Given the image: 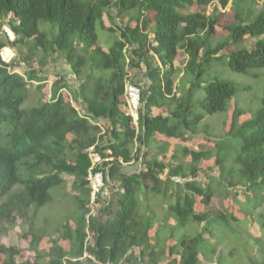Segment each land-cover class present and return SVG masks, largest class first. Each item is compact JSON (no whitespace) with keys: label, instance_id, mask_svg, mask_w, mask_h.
<instances>
[{"label":"trees","instance_id":"obj_1","mask_svg":"<svg viewBox=\"0 0 264 264\" xmlns=\"http://www.w3.org/2000/svg\"><path fill=\"white\" fill-rule=\"evenodd\" d=\"M239 2L0 0V26L9 15L17 21H7L14 39L4 40L0 36V48L13 49L20 55V64L26 67L23 74L17 73L11 68L19 63H5L0 58V224L11 225L16 214L24 216L32 203L45 205L50 198L49 189L65 185L64 175L71 177V190L78 194L79 215L74 219V227L65 220L58 237L67 242V247L54 240L48 250L40 251L37 246L42 236L33 234L30 247L36 257L32 264H44L40 261L42 255L48 257L46 264H204L201 254L206 261L212 260L201 252V232L191 236L182 231L188 224L205 223L204 210L215 193L200 182L199 177L205 174L201 162L212 160L207 168L211 174L203 175L204 179L217 170V176L226 171L215 153L216 139L211 138L206 124H200L205 115L225 111L235 86L216 78L204 86L200 84L203 64L215 58L228 45V39L211 45L218 21L216 12L205 15L183 11L193 4L215 3V11L231 4L235 21L226 26L228 37L235 44L254 39L251 48L238 47L229 53V68L245 73L250 68L264 67V2L250 22L237 10ZM111 9L115 10L119 24L105 28L103 15L110 17ZM41 20L57 27L50 39L38 28ZM97 22L111 33L117 30L120 37L106 47L100 46L95 31ZM25 46L28 51L24 53ZM38 50L51 59L63 58L79 81L76 92L70 95L79 101L80 107L65 99L61 89L69 86L62 76L52 82L47 100L21 107L28 98V86L37 82L40 88L45 81V75L38 77L46 64L44 59L35 58ZM181 52L185 56L182 68L175 60ZM34 63L39 66L34 68ZM128 69L142 71L146 79L142 86L129 80ZM181 71L192 79L185 93L177 96L174 82L181 77ZM127 81L138 84L142 90L136 124L122 107ZM200 86L203 96L195 93ZM162 107L166 108V115L152 114L153 108ZM196 108L200 111L195 112ZM244 113L235 104L225 133L229 139L241 140L232 157V164L238 166V180L228 182V187L241 186L249 191L264 184V97L255 114L240 122ZM154 133L181 142L201 135L213 147H183L180 156L175 149L165 163L170 144L163 141L151 154L152 143L156 142ZM94 144L101 158H111L101 163L109 194H99L97 212L88 214L86 176L90 161L85 150ZM187 155L190 159L184 162L182 158ZM137 161L141 162V169L126 173L123 166ZM165 168L167 174L162 176ZM16 186L22 188L21 194L7 197ZM154 194L157 201L167 203L156 227L154 208L148 203ZM232 194L229 190L226 196L235 201ZM215 216L225 222L234 219L222 212ZM161 235L172 241L168 247L164 248ZM215 250L212 247L211 252ZM18 252L14 247L0 245V254L7 255L5 264H19L15 259ZM215 264L227 263L216 258Z\"/></svg>","mask_w":264,"mask_h":264},{"label":"rangeland","instance_id":"obj_2","mask_svg":"<svg viewBox=\"0 0 264 264\" xmlns=\"http://www.w3.org/2000/svg\"><path fill=\"white\" fill-rule=\"evenodd\" d=\"M264 0H240L237 5V10L240 11L241 17L245 18L247 22H250L262 9ZM216 4H210L207 6L193 4L183 12H202L205 15H211L216 12L218 21L215 24V34L211 38V45L214 46L219 42H224L228 39V45L216 53V57L213 58L209 63L203 64L204 73L200 78L199 82L202 86L206 85L211 79H223L230 81L235 86L234 96L227 101L226 109L222 113H215L211 115H205L204 121L200 124L207 125V129L211 133L210 136L213 140L218 143L215 153L220 157L222 165L226 168L223 174L217 176L214 172L212 175L204 179L203 175L211 174L207 168L212 165V160L201 163V167L204 169L205 174L199 177L200 182L206 183L214 191V196L211 198V203L205 208L206 221L204 224L193 223L188 224L182 231L189 235H194L198 232L203 234L204 241L201 242V252L208 255L217 257L224 263L227 264H264V184L256 187L252 190L246 191L241 186L229 189L228 182L235 183L238 180V166L232 164V157L235 156L240 139H229L225 136L229 126V118L231 111L235 104L245 110V113L240 116L239 121L243 122L249 119L255 114L260 106V101L264 97V67L250 68L245 73H239L232 71L228 66L229 53L238 47L251 48L254 43V39L248 38L243 44H235L228 37V31L226 26L235 21L233 17V6L228 4L226 8L221 9L218 7L216 11L214 8ZM110 17L108 14L103 15V26L105 28H115V24H119L118 18L115 17V10L111 9ZM152 13H150L151 15ZM125 20V19H124ZM7 21L15 24L17 21L9 15L1 21L0 36L2 39L12 40L14 36L9 29ZM38 28L42 32L48 34V39L57 32V27L46 21L41 20L38 24ZM95 31L98 36V43L102 47H106L111 44L114 40L120 37L119 32L111 33L106 29H103L97 22ZM24 53L28 51V47H23ZM7 53L9 55V63L16 62L18 65L11 68L13 71L23 74L26 67L20 64V55L17 54L13 49L9 47L0 48V57L2 60H6ZM164 57V55H163ZM39 60L44 59L46 65H43L42 73L45 75V81L41 82V87L37 88V82L30 84L28 91V98L21 105L22 108L36 106L38 100H47L50 96V86L52 82L62 76L67 85L72 87V90L76 92L78 81L70 71L68 65L65 63L63 58L51 59L48 58L42 51L36 52V57ZM178 67L183 66L185 56L181 52L179 57L175 58ZM6 63V62H5ZM39 66L38 63H34V67ZM85 68H88L87 66ZM135 70L128 69L129 80L135 75ZM43 75H39L41 78ZM192 76L184 74L178 78L176 92L185 93L186 88L189 85V81ZM44 83V84H42ZM131 83L127 81L126 84ZM39 84V85H40ZM125 84V85H126ZM142 86V84L140 85ZM201 88L196 89L195 93L203 96V90ZM65 99L70 100V96L61 89ZM124 99V96H122ZM73 105H77L76 102L72 101ZM157 111L154 108L153 112ZM196 111H200L196 108ZM193 145H189V149H199L201 146L208 149L213 147L211 141H205L201 135L197 136L193 140ZM127 165V164H126ZM212 170V169H211ZM202 174V173H201ZM66 181L65 185H57L49 189V201L43 206H36L34 203L30 204L25 210L24 216L16 214L15 220L10 225L9 223L0 224V245L6 247H14L19 252L15 256L16 262L19 264H32L36 257V252L30 247L31 235L42 236L37 248L40 251L48 250L52 241L57 240L58 244L62 247H67V242L59 239L60 229L65 220H68L69 225L74 227V219L79 215L77 206V193L71 190V177L64 175ZM205 185V186H206ZM22 188L16 186L7 195L21 194ZM234 192L235 201L233 197L226 196L228 191ZM228 195V194H227ZM6 200V197L2 201ZM158 200V198H156ZM1 203V200H0ZM98 205H93V214H95ZM88 211L91 207L88 204ZM218 212L224 214H231L234 217L233 220L226 221L224 218H215ZM159 213V218H161ZM179 234V233H178ZM25 235V236H24ZM212 239H215V253L211 252L213 243ZM86 243L89 245L90 238H86ZM86 256V255H85ZM7 255L0 254V264H5ZM48 257L42 255V263L46 264ZM204 262V259L201 258ZM213 260V259H212ZM84 261V260H83ZM205 264V263H204ZM210 264H214L211 262Z\"/></svg>","mask_w":264,"mask_h":264},{"label":"crops","instance_id":"obj_3","mask_svg":"<svg viewBox=\"0 0 264 264\" xmlns=\"http://www.w3.org/2000/svg\"><path fill=\"white\" fill-rule=\"evenodd\" d=\"M34 68H36V66ZM132 70H135V69H132ZM136 71L137 72L135 73V75L131 79H133V81L135 83L142 84V82H145L146 79L142 77V71H140L138 69ZM39 74H41V73H39ZM42 75H44V74L42 73ZM182 75H183V71H181V73H180V76H182ZM177 82H178V78L175 80L174 85H177ZM78 83H79V81H78ZM68 86H69L68 88L63 89V90L65 92L68 91L67 94L70 96V100L69 101L71 102V104H72V101L76 102L77 105H73V104L72 105L75 106V107H77V108L80 107L79 101L78 100H73L72 96L70 95V93H74L75 91L72 90V87L70 85H68ZM77 87H76V90H77ZM179 94L180 93H176L177 96ZM122 107L125 109V102H124V105H122ZM165 109H166L165 107L156 108L157 111H154L153 112V110H154V108H153L152 109V114L153 115H157V114H165L166 115L167 113H166V110ZM98 124H100V122H98ZM153 137L155 138L156 142L155 143H152V148H151L152 150L150 151L151 154H154V150L153 149H156V147L158 146V144H161L163 141H167L170 144V146L167 149V152L165 154V157H166V159L164 160L165 163H167V161L169 160V156L171 155V153L173 152V150L176 149L177 150V156H180V155H182V148L183 147H189V145H193L192 142L194 140V138H191V139H189L187 141L181 142V141L176 140L174 138H165V137H163L159 133H154ZM158 158L159 159H162V156H158ZM189 159H190V156H188V155L182 158V160L184 162L189 161ZM202 162H205V161H202ZM123 167H124V170L126 171V173L130 174L132 172H138L139 169H141L142 164H141L140 161H137V162H133V163H130V164H127V165L125 164ZM167 171H168V169L165 168L162 176L166 175L167 174ZM108 194H109V191H108L107 188L104 191H102V193H101V195L104 196V197L108 196ZM155 198H158V196H155V194H154V195L150 196L149 199H148L149 200L148 201L149 206H152L154 208V214L156 216V218H155V222L156 223H155L154 227L157 226L158 222L161 219L158 216L159 213H160V211H162V213H161V217H162L164 215V209H166V207H167V203H165V202L164 203H160ZM151 233L153 235L154 231H152ZM211 241H212L211 243H213V247H215L216 243L214 244V242H216V240L215 239H211ZM161 242H164V244H163L164 248H165V246L168 247L172 243V241H169L168 239L164 240L163 236L161 238ZM199 257L204 259V262L203 263H205V264H210L211 262H213L215 264V259L217 258V257H215V255H213V256L210 257V259H213V260L206 261L205 260L206 257L203 254H201ZM159 264H163V263H159Z\"/></svg>","mask_w":264,"mask_h":264},{"label":"built area","instance_id":"obj_4","mask_svg":"<svg viewBox=\"0 0 264 264\" xmlns=\"http://www.w3.org/2000/svg\"><path fill=\"white\" fill-rule=\"evenodd\" d=\"M4 54L6 55V59L10 60L9 55H7V53ZM9 60L3 61L9 63ZM123 96L125 101V112L132 118V122L136 124L139 118V110L142 104L141 87L135 83H128L125 85ZM85 151L90 161L86 176L89 188V205L91 207L88 214H93V205H97V196L106 189L105 169L101 166V163L103 161H108L111 158H101L95 144L87 147ZM89 238L90 236H87V239Z\"/></svg>","mask_w":264,"mask_h":264}]
</instances>
